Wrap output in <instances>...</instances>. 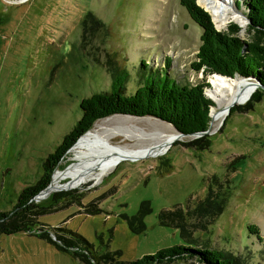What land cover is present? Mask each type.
<instances>
[{
  "label": "rangeland",
  "instance_id": "374dc122",
  "mask_svg": "<svg viewBox=\"0 0 264 264\" xmlns=\"http://www.w3.org/2000/svg\"><path fill=\"white\" fill-rule=\"evenodd\" d=\"M215 1L224 7L223 19L196 0L220 30L230 21L227 14L236 0ZM88 11L103 26L87 33L82 45V18ZM201 32L178 0H0V211L11 210L20 190L36 181L43 160L80 117V100L109 88L107 52L129 72L127 92L149 69L166 66L180 83L207 81V94L212 73L190 65ZM239 35L244 37L245 31ZM251 81L241 82L235 94H247ZM247 100L233 105L241 107L224 126L220 120L227 113L212 118L211 144L205 149L185 147L180 141L189 137H183L162 153L119 160L97 181L69 186L70 178H62L52 193L65 187L79 198L64 205L60 201L58 208L39 215L37 224L51 236L57 226L81 234L96 255L120 250V259L132 260L167 246L191 245L179 228L162 224L159 213L175 206L187 210L219 183L227 191L224 209L193 236L200 244L242 253L251 264L262 261L264 97L244 110ZM175 131L154 116L112 114L96 120L76 143L106 151L118 146L144 151L154 140L145 133L158 137ZM72 147L55 172L72 163ZM165 158L172 164L167 172L161 164ZM52 193L40 201L52 203ZM92 202L99 211L85 212ZM142 202L149 208L143 215L145 228L134 231L128 218ZM250 224L258 227L262 240L249 230ZM0 264L86 263L44 238L19 231L0 233Z\"/></svg>",
  "mask_w": 264,
  "mask_h": 264
},
{
  "label": "trees",
  "instance_id": "16d2710c",
  "mask_svg": "<svg viewBox=\"0 0 264 264\" xmlns=\"http://www.w3.org/2000/svg\"><path fill=\"white\" fill-rule=\"evenodd\" d=\"M178 1L202 29L195 59L190 63L195 71L230 77L235 73L254 76L264 86V0L235 1L236 8L249 19L244 37L239 35L241 27L233 21L229 22L225 29L218 30L210 13L198 5L196 0ZM102 26L103 23L91 11L86 12L82 18V45L87 33L92 35L94 30ZM106 57H108L106 64L110 75L109 88L94 91L80 100V117L43 160L42 170L36 181L20 190L11 210L0 211V233L26 231L52 242L58 249L86 264H173L188 259L191 260L190 264H251L242 253L234 254L229 250L212 248L206 243L200 244L193 236L197 229L208 228L213 218L224 209L227 191H223L219 183L217 188L210 186L205 197L196 200L187 210L175 206L171 209H163L159 213L160 222L179 228L181 237L191 245L167 246L132 260L120 259V250L96 255L90 243L81 234L62 226L51 229L52 236L48 229L39 227L37 224L39 215L58 208L60 201L64 205L65 202L79 198V195L75 196L70 190H66L52 193L53 202L47 205L43 203L44 201L31 200L49 183L53 170L68 149L80 135L92 127L96 120L112 114L154 116L185 134L206 130L209 125V110L215 103L205 94V88L209 86L207 81L202 80L195 84L180 83L164 66L161 69H149L148 74H143L141 81L135 84L133 91L127 92L129 72L117 66L112 53L107 52ZM166 64L168 65L169 62ZM142 66L146 68L143 63ZM263 97L264 89L258 87L242 105V109L250 108L253 102ZM239 107L241 105L230 108L222 126ZM211 135L207 133L180 142L185 147L205 149L211 144ZM161 164L164 166V171L171 169L169 158H165ZM212 179L217 180L216 176ZM95 206L92 202L84 211L96 213L99 208ZM148 209L147 203L142 202L138 212L128 218L132 230L141 231L145 228L143 215ZM248 228L257 234L259 240H262L256 225L250 224ZM256 264H264V259Z\"/></svg>",
  "mask_w": 264,
  "mask_h": 264
},
{
  "label": "bare ground",
  "instance_id": "6f19581e",
  "mask_svg": "<svg viewBox=\"0 0 264 264\" xmlns=\"http://www.w3.org/2000/svg\"><path fill=\"white\" fill-rule=\"evenodd\" d=\"M199 2L213 11L214 17L223 19V13L221 12L220 8L223 9L224 7L220 5L219 8L217 5L218 3L215 0H199ZM227 16L228 18L231 17L242 27L245 26L244 18L241 17L237 12L232 14L231 12H228ZM244 80L245 79L238 77L229 78L224 75L212 73L210 76L211 86L208 88L209 95L215 101V105L211 109L212 118L214 116H223L234 104L242 103L247 99L252 87L247 94H235L237 87ZM233 99H235L234 103L232 102ZM220 106H222V108L219 110ZM145 135H150L154 140L150 147L144 151L131 149L125 146H118L111 151H106L100 150L99 147H82L76 143V145L72 147V163L65 167L66 169L64 168V172H53L54 175L52 174V178H54L51 183V188L56 189L55 186L59 184L62 178H70L68 182L69 186H77L81 183L83 184V182L86 181H97L119 160L126 157L139 158L143 155L162 153L166 151L172 143L170 138L173 136V133L161 134L158 137H155V135H158L156 133H145Z\"/></svg>",
  "mask_w": 264,
  "mask_h": 264
},
{
  "label": "water",
  "instance_id": "95a60500",
  "mask_svg": "<svg viewBox=\"0 0 264 264\" xmlns=\"http://www.w3.org/2000/svg\"><path fill=\"white\" fill-rule=\"evenodd\" d=\"M20 2V1H24V0H7V2ZM231 14L232 13H235V12H237L241 17H243L244 18V20H245V26L244 27H242L239 23H237L236 21H234L232 18H230V21H233V22H235V23H237L240 27H241V30H240V32H243L244 30H245V27H246V25H247V23H249V19L246 17V15L245 14H243V13H240V11L239 10H235V9H233V8H231ZM216 74H218V73H216ZM218 75H221V74H218ZM224 76H226V75H224ZM226 77H229V78H242V79H247V78H251L252 79V81H251V84H252V90H251V92H250V94H249V96H247V99H249L250 98V96H251V94L258 88V87H260V88H262V89H264V86L261 84V82L256 78V77H254V76H243V75H240V74H238V73H235L234 74V76L233 77H230V76H226ZM206 94V93H205ZM208 97H210L208 94H206ZM211 98V97H210ZM212 99V98H211ZM213 100V99H212ZM214 101V100H213ZM234 101H235V99H233L232 100V102L234 103ZM214 103H215V101H214ZM232 105V104H231ZM235 105V104H234ZM212 107V106H211ZM211 107H210V110H209V115H210V121H209V125H208V127H207V129L206 130H203V131H200V132H194V133H191V134H185V133H182V132H180V131H178L177 129H175L176 131L173 133V136L170 138V140H171V142L173 143L175 140H177V139H180V138H183V137H189V138H194V137H198V136H201V135H203V134H207V133H209L210 134V129H211V124H212V117H211ZM231 108V107H230ZM230 108H229V110H228V112H227V114L230 112ZM226 114V115H227ZM127 115H129V114H127ZM226 115L225 116H223L222 118H221V120H220V123L222 124L223 122H224V120H225V118H226ZM89 130V129H88ZM87 131V130H86ZM85 131V132H86ZM84 132V133H85ZM83 133V134H84ZM82 134V135H83ZM82 135H80L79 137H78V139L75 141V143L81 138V136ZM74 143V144H75ZM171 143V144H172ZM73 144V145H74ZM72 145V146H73ZM71 146V147H72ZM71 147L68 149V150H70L71 149ZM60 163V162H59ZM69 165V164H68ZM67 165V166H68ZM67 166H65V167H67ZM57 169V166L55 167V169L53 170V172L55 171ZM53 172H52V174H53ZM51 183H52V175H51V179H50V181H49V183L44 187V188H42L35 196H33L32 198H31V200H33V201H35V202H38V201H40V200H42V199H44V198H46L48 195H50L53 191H58V190H54L53 188H51ZM59 190H68V188H65V187H62V188H60Z\"/></svg>",
  "mask_w": 264,
  "mask_h": 264
},
{
  "label": "built area",
  "instance_id": "2783aa9c",
  "mask_svg": "<svg viewBox=\"0 0 264 264\" xmlns=\"http://www.w3.org/2000/svg\"><path fill=\"white\" fill-rule=\"evenodd\" d=\"M234 8H235V10H239L240 13H243L240 9H237V8H236V5H234ZM229 22H230V21L228 20L227 23H226V25H227ZM223 29H225V28H223ZM239 33H240V32H239Z\"/></svg>",
  "mask_w": 264,
  "mask_h": 264
}]
</instances>
